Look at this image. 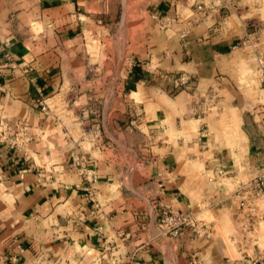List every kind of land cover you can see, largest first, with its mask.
<instances>
[{"label": "crops", "instance_id": "crops-1", "mask_svg": "<svg viewBox=\"0 0 264 264\" xmlns=\"http://www.w3.org/2000/svg\"><path fill=\"white\" fill-rule=\"evenodd\" d=\"M173 1L0 0V117L23 134L0 138V264H239V231L264 230L242 188L264 171L253 49L208 27L153 47L150 10ZM42 90L98 105L44 113ZM169 204L212 232L163 234Z\"/></svg>", "mask_w": 264, "mask_h": 264}, {"label": "rangeland", "instance_id": "rangeland-1", "mask_svg": "<svg viewBox=\"0 0 264 264\" xmlns=\"http://www.w3.org/2000/svg\"><path fill=\"white\" fill-rule=\"evenodd\" d=\"M172 1L173 0H171V2ZM206 5L205 0H174L170 8L154 7L150 10V20L146 22V29L148 35L151 37L152 46L157 49H164L165 46L173 43L174 46L178 43L181 45L188 41L192 35L198 33L203 27H208L207 29L214 35L232 36L234 37L232 39V49H253V54L251 56L254 62H256V66L253 70H247L240 80L258 90L260 98L264 100V0H221V3L217 6L210 7ZM216 9L217 11H224L225 15L219 19L217 17L218 12L215 11ZM148 46L150 47V45H147V47ZM143 63V66L146 68L145 71L151 73L153 69H151L152 66L150 61L144 59ZM176 78L178 83L177 86L184 88L186 85L185 83L182 84V82L185 78H187V82H189L190 75L186 72H180ZM67 92L64 94L63 98L54 97L53 99H56L52 100L49 99L50 96L42 90L41 94L35 99L36 106L44 113H50L52 109L56 113L64 110H70L75 113L77 112L76 110L86 111L88 104H90L89 110L91 111L97 108L98 103L92 106L91 103L87 104L83 101L78 102L77 97L72 91ZM43 97L47 99L50 105L48 112L43 110L42 104L39 102ZM142 108L144 109V107L137 106V109H135L134 106L129 105L128 111L135 110L139 113ZM63 119L68 124L75 120L72 118ZM134 121H136L135 117L130 116V118H128V126L134 124ZM0 124H2L1 119ZM3 125L4 123L0 125V138H11L10 142L18 145L19 142L23 140V134L17 132L10 134L5 133V130L3 131ZM85 170L87 177L91 175L89 170L96 171L94 167L89 169L85 168ZM261 173H264V171ZM172 206L179 208L172 204L162 207L159 223L166 207ZM194 214L197 216L191 223L192 227L195 229L194 233L198 237L206 236V234L197 231L199 220L197 213ZM210 230L212 229L210 228ZM160 231L162 232L161 229ZM239 233V241L241 243L239 245V251L244 256L243 259L240 258L239 261L241 263L239 264H264V230L258 229L256 231H249L243 229L239 231Z\"/></svg>", "mask_w": 264, "mask_h": 264}, {"label": "built area", "instance_id": "built-area-1", "mask_svg": "<svg viewBox=\"0 0 264 264\" xmlns=\"http://www.w3.org/2000/svg\"><path fill=\"white\" fill-rule=\"evenodd\" d=\"M187 80L188 79L185 78L182 84L186 83ZM39 102L42 104L43 110L48 112L50 105L48 104L47 99L43 97ZM0 119L2 121L3 118L0 117ZM3 123L4 122H2V124ZM89 172H91V178L96 180V171L90 170ZM242 188H247L250 192L249 206L251 208V214L249 216V220L251 224V230H256V228L260 226L259 222H264V173L258 174L255 178L249 180L243 185ZM195 217H197L196 214L191 211H184L182 209L175 208L174 206L166 207V210L163 211L159 226L163 234L178 236L185 227L190 226V224L193 222L192 220H194ZM197 231L206 235H209L212 232L210 227L207 225H199Z\"/></svg>", "mask_w": 264, "mask_h": 264}]
</instances>
